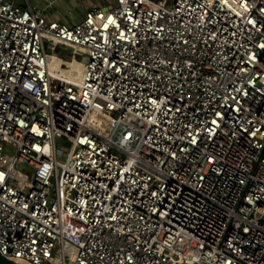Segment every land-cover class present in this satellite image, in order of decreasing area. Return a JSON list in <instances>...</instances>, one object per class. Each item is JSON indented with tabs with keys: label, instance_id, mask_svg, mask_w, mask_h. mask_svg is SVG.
I'll return each instance as SVG.
<instances>
[{
	"label": "built area",
	"instance_id": "1",
	"mask_svg": "<svg viewBox=\"0 0 264 264\" xmlns=\"http://www.w3.org/2000/svg\"><path fill=\"white\" fill-rule=\"evenodd\" d=\"M52 4L0 0V254L264 264V0Z\"/></svg>",
	"mask_w": 264,
	"mask_h": 264
},
{
	"label": "crops",
	"instance_id": "2",
	"mask_svg": "<svg viewBox=\"0 0 264 264\" xmlns=\"http://www.w3.org/2000/svg\"><path fill=\"white\" fill-rule=\"evenodd\" d=\"M33 6L45 8L49 3L52 9L45 11L48 19L59 15L65 23L73 24L82 19L91 9H106L115 5V0H29Z\"/></svg>",
	"mask_w": 264,
	"mask_h": 264
},
{
	"label": "rangeland",
	"instance_id": "3",
	"mask_svg": "<svg viewBox=\"0 0 264 264\" xmlns=\"http://www.w3.org/2000/svg\"><path fill=\"white\" fill-rule=\"evenodd\" d=\"M60 144H62V146L64 148H67V149L70 148V143L68 141H66V140L58 139L57 145L60 146ZM9 153H13V151L9 150ZM67 255H68V257H67L68 264H72V260H74L75 257H76V250L74 248L68 249Z\"/></svg>",
	"mask_w": 264,
	"mask_h": 264
},
{
	"label": "water",
	"instance_id": "4",
	"mask_svg": "<svg viewBox=\"0 0 264 264\" xmlns=\"http://www.w3.org/2000/svg\"><path fill=\"white\" fill-rule=\"evenodd\" d=\"M0 264H19L13 260L6 259L0 254Z\"/></svg>",
	"mask_w": 264,
	"mask_h": 264
},
{
	"label": "bare ground",
	"instance_id": "5",
	"mask_svg": "<svg viewBox=\"0 0 264 264\" xmlns=\"http://www.w3.org/2000/svg\"><path fill=\"white\" fill-rule=\"evenodd\" d=\"M36 55H38V54H36ZM50 59H52V60H51V62H50V64H49V67H54V66H53L54 64H55L56 66L59 65V64H58L59 61H57L55 58H53V57L51 56Z\"/></svg>",
	"mask_w": 264,
	"mask_h": 264
}]
</instances>
